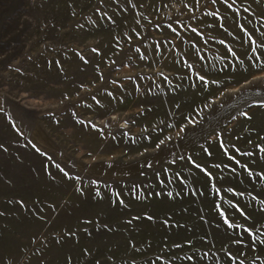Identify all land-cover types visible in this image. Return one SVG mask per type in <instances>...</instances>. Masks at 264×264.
Returning a JSON list of instances; mask_svg holds the SVG:
<instances>
[{"label": "rangeland", "instance_id": "obj_1", "mask_svg": "<svg viewBox=\"0 0 264 264\" xmlns=\"http://www.w3.org/2000/svg\"><path fill=\"white\" fill-rule=\"evenodd\" d=\"M229 4L0 0V264H264V0Z\"/></svg>", "mask_w": 264, "mask_h": 264}, {"label": "snow or ice", "instance_id": "obj_2", "mask_svg": "<svg viewBox=\"0 0 264 264\" xmlns=\"http://www.w3.org/2000/svg\"><path fill=\"white\" fill-rule=\"evenodd\" d=\"M213 4L216 3V0H212ZM223 3L227 4L229 7H232V4H229V0H223ZM215 14V13H212Z\"/></svg>", "mask_w": 264, "mask_h": 264}]
</instances>
